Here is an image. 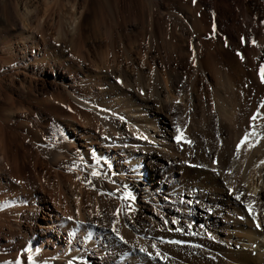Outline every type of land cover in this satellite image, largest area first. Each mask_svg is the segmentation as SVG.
<instances>
[{
  "label": "bare ground",
  "instance_id": "obj_1",
  "mask_svg": "<svg viewBox=\"0 0 264 264\" xmlns=\"http://www.w3.org/2000/svg\"><path fill=\"white\" fill-rule=\"evenodd\" d=\"M4 1L6 22L25 28L26 21L9 12L12 0ZM139 2L133 19L150 48L140 46L126 63L114 60L94 71L57 50V66L49 63L52 72L74 78L63 87L97 117L100 130L72 118L59 146L38 145L46 161L37 160L41 182L45 170L77 168V211L66 195L51 199L52 208L43 203L51 217L33 229L31 256L16 255L9 264H264V140L237 151L252 131V116H264V0ZM109 12L120 16L119 0H99L97 17L103 22ZM86 18L73 14L60 36L85 43ZM101 21L96 31L112 40L115 32ZM78 86L85 95L69 90ZM177 117L183 119L179 142ZM255 125L264 134V119ZM91 152L100 156V169L93 168ZM150 164L164 173L150 174ZM129 178L133 183L123 180Z\"/></svg>",
  "mask_w": 264,
  "mask_h": 264
},
{
  "label": "rangeland",
  "instance_id": "obj_2",
  "mask_svg": "<svg viewBox=\"0 0 264 264\" xmlns=\"http://www.w3.org/2000/svg\"><path fill=\"white\" fill-rule=\"evenodd\" d=\"M119 1L122 13L120 19L113 12H109L102 22L97 17L99 0H12L10 14L15 18L22 17L26 21V27L20 29L16 28L14 23L6 22L8 14L6 3L0 0V264L11 263L16 259V255L27 258L31 256L32 251L29 252V249L32 250L35 239L33 229L38 227L39 222L46 223L51 217L43 203L47 202L52 208L53 199L59 200L60 195H66L69 197L67 201L69 205L71 204L73 213L77 211L81 188L77 168L65 164L58 172L45 170L42 178L47 183L43 181V185L42 179L35 174L42 171L40 163L46 162L43 154L39 152L38 145H41L42 140L46 142L43 141V145L48 148L64 142L67 138L64 128L68 119L75 118L80 121L83 128H94L96 132H99L100 125L97 117L91 116L93 114L87 109L70 99L68 91H65L64 79L69 87L74 78L63 71L52 72L49 63L57 66L53 60L57 57L55 53L57 50L66 60L71 59L83 64L86 70L94 71L98 66L114 60L126 63L127 53L136 52L140 46L144 51L150 48L148 38L141 36L139 25L137 27L134 23V19L139 18L137 9L140 0ZM173 8L178 9V5ZM71 14L78 17L83 14L85 18L87 17L85 43L78 37L68 40L65 35L63 38L60 36L61 32L64 34L68 30ZM100 21L103 27L115 32L112 40L101 37L98 30L96 31L95 28L98 29ZM131 22L134 23L133 26ZM79 53L83 55L84 60L78 61V57L81 56ZM80 78L81 76L76 81H80ZM69 90H74L76 94L82 96L86 93L80 86ZM182 120V117L173 120L176 129H180ZM81 158L83 159V156ZM89 158L94 162L93 168H101L99 155L91 152ZM73 159L70 161L74 163L82 161L80 158ZM5 165H10L11 171L10 167L7 168ZM145 168L150 174L159 171L160 174L164 173L161 168L153 167L152 164L145 165ZM9 171L13 173L10 174ZM98 178L104 182L103 177ZM34 179L37 181L39 179L42 184ZM123 180L133 183L130 178ZM22 181H25L29 188L24 187ZM141 181L147 182L146 177H142ZM36 189H41V192ZM119 191L124 196V190ZM87 206H90V203H87ZM19 217H22L21 223L18 222ZM239 219L241 220V217ZM97 222L96 224L102 225ZM19 230L22 232L19 233Z\"/></svg>",
  "mask_w": 264,
  "mask_h": 264
},
{
  "label": "snow or ice",
  "instance_id": "obj_3",
  "mask_svg": "<svg viewBox=\"0 0 264 264\" xmlns=\"http://www.w3.org/2000/svg\"><path fill=\"white\" fill-rule=\"evenodd\" d=\"M253 44L255 45V41H253ZM238 55H240L241 59H243V55L238 53ZM261 80L262 82H264V69L261 70ZM177 103H180V101H177ZM260 107L262 109H264V103H262L260 105ZM257 118H261V119H264V116H261V114L258 112L256 115L252 116V131L251 132H248L244 135L243 139L240 141V144L237 146V151H239V149L241 147H243L245 144H250L252 147H255L256 144L260 141V140H264V134H261V133H258L255 131V121L257 120ZM177 132L178 133H181L180 136L177 137V142H179L182 138H183V135H182V132H181V129L177 128ZM252 137H256V140H252L251 138ZM186 143H191L190 141H185ZM261 163H264V161H261ZM93 175L94 176H97L99 175V173H96V172H93ZM131 196V194L129 193V197ZM236 199H240V196L237 195L236 196ZM256 227L257 228H260L261 225L259 222H257L256 224ZM115 231V229H113ZM264 230V229H262ZM118 234V233H117ZM119 235V234H118ZM120 239L123 240L124 238L122 236H120ZM126 242V241H125ZM155 247V246H154ZM142 251H145L144 249H141ZM32 250L29 249V252H31Z\"/></svg>",
  "mask_w": 264,
  "mask_h": 264
}]
</instances>
